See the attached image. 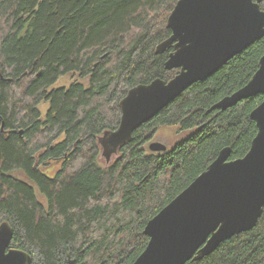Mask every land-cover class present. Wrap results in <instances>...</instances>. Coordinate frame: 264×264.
<instances>
[{"label": "trees", "instance_id": "trees-1", "mask_svg": "<svg viewBox=\"0 0 264 264\" xmlns=\"http://www.w3.org/2000/svg\"><path fill=\"white\" fill-rule=\"evenodd\" d=\"M177 1L0 0V223L10 222L11 245L32 264H132L150 218L222 148L230 159L249 150L250 113L264 95L210 107L256 72L264 36L138 127L112 161L100 156L97 139L118 126L127 91L178 72L164 66L171 48L155 52ZM68 73L87 83L48 89ZM165 125L192 132L166 151L147 150ZM52 162L50 176L43 169ZM185 264H264V208L253 228Z\"/></svg>", "mask_w": 264, "mask_h": 264}, {"label": "water", "instance_id": "water-1", "mask_svg": "<svg viewBox=\"0 0 264 264\" xmlns=\"http://www.w3.org/2000/svg\"><path fill=\"white\" fill-rule=\"evenodd\" d=\"M262 0H178L167 17L171 34L155 47L166 49L164 66L178 72L131 87L119 101L120 120L98 137L100 156L110 161L133 132L176 99L192 83L217 71L226 61L264 36ZM264 95V54L248 82L214 103L226 109L242 99ZM257 132L247 153L230 159L229 146L144 227L148 242L132 264H185L213 252L231 236L255 226L264 208V99L251 111ZM152 152L166 151L164 142L148 143ZM13 228L0 223V264H32L27 251L13 247ZM69 264L75 261L69 259Z\"/></svg>", "mask_w": 264, "mask_h": 264}, {"label": "rangeland", "instance_id": "rangeland-1", "mask_svg": "<svg viewBox=\"0 0 264 264\" xmlns=\"http://www.w3.org/2000/svg\"><path fill=\"white\" fill-rule=\"evenodd\" d=\"M78 79V74L72 75V74H65L58 78L56 82H54L48 89L51 90L53 88H57L60 86H68L73 80ZM79 81H82L84 84L87 83L86 79L79 78ZM39 112H40V118L45 119L47 110L49 108V102L47 100H42L37 105ZM192 132V129H181L178 125H165L158 128V130L155 132L154 136L151 138V140H159L166 144L167 148H171L176 142L182 140L186 136H188ZM150 140V141H151ZM149 141V142H150ZM147 150L148 143L146 145ZM116 157H111L110 161H112ZM105 162L106 159L104 157H101ZM108 161V162H110ZM107 163V162H106ZM59 168L58 163H50V165H47L43 171L52 176L54 171ZM53 173V174H52Z\"/></svg>", "mask_w": 264, "mask_h": 264}, {"label": "flooded vegetation", "instance_id": "flooded-vegetation-1", "mask_svg": "<svg viewBox=\"0 0 264 264\" xmlns=\"http://www.w3.org/2000/svg\"><path fill=\"white\" fill-rule=\"evenodd\" d=\"M170 49V48H169ZM167 50V49H166ZM172 50V49H171ZM151 141H153V140H151Z\"/></svg>", "mask_w": 264, "mask_h": 264}]
</instances>
